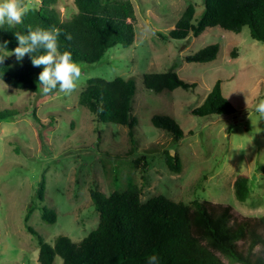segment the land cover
Masks as SVG:
<instances>
[{
  "label": "rangeland",
  "instance_id": "obj_1",
  "mask_svg": "<svg viewBox=\"0 0 264 264\" xmlns=\"http://www.w3.org/2000/svg\"><path fill=\"white\" fill-rule=\"evenodd\" d=\"M118 1L124 0H102ZM130 1L137 18L134 45L111 49L95 65L79 64L82 77L71 95L33 94L0 80V111L23 113L0 123V264H40L38 239L24 222L31 207L28 223L50 245L60 236L78 244L96 230L99 213L92 191L111 196L137 185L143 203L163 195L185 204L208 201L231 206L242 217L264 215V173L259 169L264 164V120L255 111L264 99V43L253 40L248 28L236 34L219 27L198 38L172 40L168 35L190 4L195 5L196 18L201 17L202 0ZM26 2L39 8L42 0ZM55 6L63 20L77 13L74 0H57ZM146 23L151 32L144 31ZM211 44L220 46L215 61L185 62V57ZM168 71H175L191 87L160 94L145 88V74ZM119 77L136 82L132 115L138 125L133 138L127 126L99 124L79 104L89 78ZM217 80L236 115H193ZM156 114L176 120L187 136L175 143L171 133L153 125ZM166 152L181 159L179 174L167 168ZM136 159H143L137 167ZM242 174L250 179L246 202L235 197L234 182ZM45 208L56 211L55 224L42 220ZM54 264H62L61 258Z\"/></svg>",
  "mask_w": 264,
  "mask_h": 264
},
{
  "label": "trees",
  "instance_id": "obj_2",
  "mask_svg": "<svg viewBox=\"0 0 264 264\" xmlns=\"http://www.w3.org/2000/svg\"><path fill=\"white\" fill-rule=\"evenodd\" d=\"M202 1L201 17L196 18L195 5L190 4L170 31V39L198 38L215 27L236 34L248 28L253 40L264 43V0ZM56 3L57 0H42L39 8H31L22 24L0 26V56L18 46L15 33L26 35L29 26L33 30L59 28L60 51H70L75 62L87 66L99 63L117 46L128 49L134 45L137 18L130 0L113 4H104L102 0H74L77 13L68 20L61 18ZM68 34L72 37L70 40L66 39ZM5 41L8 42L6 49L2 46ZM219 50V44H211L184 60L210 63L217 59ZM38 54H43L42 50L33 55ZM42 70V67H33L28 55L21 62L9 55L0 63V80L16 89L37 94L41 91L38 75ZM143 83L147 90L156 94L191 87L175 71L145 74ZM135 96L133 78L119 77L113 81L89 78L79 96V104L87 108L99 124L127 126L133 138L138 125L137 118L132 115ZM236 113L237 109L223 93L221 80H217L203 104L192 111L200 118L228 117ZM21 114L19 110L0 111V123L15 120ZM34 118L38 120L35 113ZM152 123L171 133L175 143L187 136L170 116L156 114ZM141 161L143 159L134 160L135 167ZM165 164L173 173L179 174L182 170L181 159L169 152H166ZM259 169L264 173V164ZM234 189L236 199L246 202L251 193L249 177L239 175ZM44 191L42 184L39 198H43ZM91 196L99 213V225L78 244L66 236H60L55 245L45 242L28 223L34 211L33 207L29 209L24 222L26 230L38 239L40 264H54L57 257L62 264H148V257L152 255L158 257V264H264V215L242 217L231 206L208 201L185 204L163 195L143 203L142 189L137 185L111 196L98 191H92ZM42 220L55 224L56 211L45 208Z\"/></svg>",
  "mask_w": 264,
  "mask_h": 264
},
{
  "label": "clouds",
  "instance_id": "obj_3",
  "mask_svg": "<svg viewBox=\"0 0 264 264\" xmlns=\"http://www.w3.org/2000/svg\"><path fill=\"white\" fill-rule=\"evenodd\" d=\"M31 11L26 0H0V26L8 24L14 26L22 24L24 17ZM146 33L151 32L150 23L144 26ZM61 30L51 27L48 29L37 27L34 30L29 26L26 35L15 33L18 46L12 52H6L0 56V63L6 56L14 55L18 62L28 55L31 57L33 67H42L38 75V81L42 94L49 95L58 89L59 93L71 95L77 88L82 77L81 66L73 60L72 53L68 50L60 51L59 36ZM70 34L66 39L70 40ZM7 41L2 45L7 47ZM43 54L33 55L34 53ZM261 120H264V99H260L255 106ZM148 264H158V257H148Z\"/></svg>",
  "mask_w": 264,
  "mask_h": 264
}]
</instances>
